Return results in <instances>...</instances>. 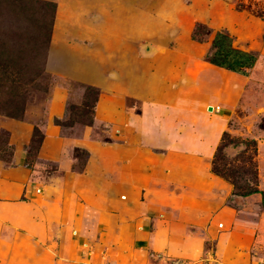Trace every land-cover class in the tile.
Wrapping results in <instances>:
<instances>
[{"label":"rangeland","instance_id":"rangeland-1","mask_svg":"<svg viewBox=\"0 0 264 264\" xmlns=\"http://www.w3.org/2000/svg\"><path fill=\"white\" fill-rule=\"evenodd\" d=\"M238 186L264 192V0H0V264H264Z\"/></svg>","mask_w":264,"mask_h":264},{"label":"trees","instance_id":"trees-1","mask_svg":"<svg viewBox=\"0 0 264 264\" xmlns=\"http://www.w3.org/2000/svg\"><path fill=\"white\" fill-rule=\"evenodd\" d=\"M202 30V27L196 26L190 36V39L195 42H199L198 36ZM205 61L216 68L222 69L224 71L234 73L240 76H246L247 71L250 70L254 63L255 57L246 51L232 47L230 38L223 32H216L210 44V52L205 56ZM7 107L2 110L4 116L9 118H20L22 114V102L12 101L11 99L7 102ZM91 107V105H90ZM91 120L89 119L86 125H90ZM226 134H222V139L219 146L216 148V151L213 155L211 161V172L225 180H230L231 185L235 188L236 181L233 180V177L230 173H225V171L219 168L216 165L218 160L217 154L223 148V141L225 140ZM255 171L252 169V177H254ZM238 190H241L240 193H232L234 196L238 197H247L253 194H259L261 196V207L264 208V192L258 191L254 187H236Z\"/></svg>","mask_w":264,"mask_h":264},{"label":"crops","instance_id":"crops-1","mask_svg":"<svg viewBox=\"0 0 264 264\" xmlns=\"http://www.w3.org/2000/svg\"><path fill=\"white\" fill-rule=\"evenodd\" d=\"M166 152H168V151H166ZM169 154H171V153H169ZM168 154V155H169ZM172 155V154H171ZM156 201L157 202H159V203H161V204H170L172 201L170 200V199H166V198H164V196H162V197H159L158 199H156ZM158 237H162V235L160 234V233H158ZM161 239V238H160ZM160 244H161V242H160V240L158 239V242H156V243H154L153 244V246L154 247H159L160 246Z\"/></svg>","mask_w":264,"mask_h":264},{"label":"water","instance_id":"water-1","mask_svg":"<svg viewBox=\"0 0 264 264\" xmlns=\"http://www.w3.org/2000/svg\"><path fill=\"white\" fill-rule=\"evenodd\" d=\"M210 109H211L210 107L207 108L208 111H210Z\"/></svg>","mask_w":264,"mask_h":264}]
</instances>
